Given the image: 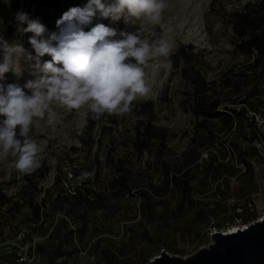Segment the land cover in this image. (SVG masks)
Here are the masks:
<instances>
[{
	"label": "rangeland",
	"instance_id": "obj_1",
	"mask_svg": "<svg viewBox=\"0 0 264 264\" xmlns=\"http://www.w3.org/2000/svg\"><path fill=\"white\" fill-rule=\"evenodd\" d=\"M245 1L160 0L163 7L155 24L143 17L113 21L97 11L85 31L103 23L116 30L112 39L119 40L123 38L120 33H136L143 25L142 38L150 43L164 39L169 53L180 44L191 45L194 65L207 81L205 93L219 99L220 109L245 107V111L230 128L214 117L194 130V87L181 73L182 60L172 64L169 54L146 62L143 71L150 91L136 96L126 113H104L95 119L87 106L69 110L51 105L54 123H47L46 112L43 119L34 118L30 132L41 149L39 171L22 173L13 166L10 154L0 153V187L4 193L12 201L19 199V187L30 177L32 195L43 211L39 218L31 219L30 206L25 202L19 209L1 211L0 254L27 249V260L18 264H144L162 248L188 255L210 241V231L246 225L263 216L264 62L254 68L230 49L235 36L228 13ZM18 2V12H24L30 0ZM88 2L66 0L70 7H84ZM102 2L111 5L115 0ZM50 12L56 25L64 12ZM21 27L17 20L11 30L0 25V39L25 49L18 58L19 70L6 73L0 80L5 88L9 83L23 87L27 81L39 79L42 73L36 67L37 59L41 65L52 60L48 54L37 58ZM253 87L258 90L255 108L243 100L244 93ZM24 91L31 94L30 89ZM146 101L152 102L153 122L166 130L167 146L161 149L153 142L139 156L131 140L135 123L144 117L139 108ZM90 119L95 121L92 137L101 135L102 143L98 149L93 144L89 151L80 137L87 134L84 126ZM103 124L110 125L111 132L105 129L102 133ZM95 150L99 163L93 161ZM107 152L121 157L127 170L128 188L117 194L110 187L114 169ZM78 181L96 185L103 193L98 197L101 207L82 206L72 211L68 202L55 199L57 192L73 193ZM19 230L36 236V241L19 238Z\"/></svg>",
	"mask_w": 264,
	"mask_h": 264
},
{
	"label": "clouds",
	"instance_id": "obj_2",
	"mask_svg": "<svg viewBox=\"0 0 264 264\" xmlns=\"http://www.w3.org/2000/svg\"><path fill=\"white\" fill-rule=\"evenodd\" d=\"M162 7L160 0H115L111 5L89 0L84 7H71L64 12L56 21L59 31L46 39L40 38L46 32L43 23L31 19L26 12L17 13L18 24L27 25L21 27L22 32L34 34L29 42L37 58L48 54L52 60L41 65L37 59L36 67L42 75L23 87L9 83L5 88L0 84V153L11 155L15 169L30 174L40 167L41 149L30 132L34 118L43 119L46 112L47 123H54L51 105L69 110L87 106L93 118L98 119L104 113H126L136 96L148 94L143 67L152 57L168 55V43L164 39L154 43L143 39V25L136 33H120L123 38L119 40L112 39L116 30L103 23L88 31L85 26L91 24L97 11L113 21L143 17L155 24ZM24 52L23 45L0 39V80L6 73L19 70L18 58ZM24 88L30 89L31 94H26Z\"/></svg>",
	"mask_w": 264,
	"mask_h": 264
},
{
	"label": "trees",
	"instance_id": "obj_3",
	"mask_svg": "<svg viewBox=\"0 0 264 264\" xmlns=\"http://www.w3.org/2000/svg\"><path fill=\"white\" fill-rule=\"evenodd\" d=\"M19 2L16 0L13 3H9L5 0H0V25L2 28L11 30L14 23L16 22V15L18 13ZM71 7L66 3V0H30L29 3L25 4L24 12L29 14L31 19H38L41 23L46 26V32L43 34L41 39H46L52 32H58V29L51 21V10H58L66 12ZM229 22L231 24L235 39L234 43L239 52L246 53L251 47L255 46L261 53L264 52V0H247L241 7L233 9L228 13ZM27 25H23L26 27ZM5 35V33H4ZM34 34L31 32L24 33V37L29 39ZM7 36V35H5ZM55 43V42H53ZM191 45L180 44L173 52L169 53V58L172 64L178 65L182 60L181 73L184 74L191 85L194 87L193 92V104L192 112L195 115L194 130H197L200 126H203L207 120L217 117L222 126L230 128L237 121L238 116L241 117L245 107L239 109L228 108L219 109L220 101L214 95L206 94L204 89L207 84L206 79L201 74L199 68L195 67L192 59L191 52L189 50ZM29 54V53H28ZM50 56V55H49ZM261 61H254L251 65L254 68L258 67ZM264 62V61H262ZM226 82L228 79L225 78ZM243 100L250 107L255 108L258 100V90L256 87L249 88L243 96ZM153 105L151 101L142 103L139 108V112L144 114V117H140L134 125V135L131 140V147L136 155L141 156L147 149H149L151 143H156L159 148L163 149L167 146V133L164 127L157 126L152 120ZM237 117V118H236ZM239 119V118H238ZM95 121L90 119L84 126V131H88L87 134L80 137V143L83 147L89 151L93 144L96 149L101 146L102 139L99 135L96 139L92 137L91 131L94 128ZM109 129L111 132L110 125H101L100 131ZM159 151V149H158ZM93 161L100 162L97 150L93 153ZM109 159L112 162L114 174L112 176L110 187L112 188L113 194H117L120 190L127 189V170L124 168L122 158L117 155H109ZM47 169V167H46ZM38 171L40 169H37ZM94 171H97L95 168ZM166 176H168V171ZM56 178L59 177L56 175ZM25 183L19 187L20 198L12 201L8 197L2 188L0 187V205L9 204L6 209L13 210V208H20L21 203L25 202L29 204L31 209V219L39 218L41 213V205L35 199V195L31 192V178L27 177ZM74 192L71 194L57 192L55 199L61 202L69 203V210L74 211L75 208L82 206L101 207L98 197L101 194L94 183L90 184L86 181H78L74 185ZM93 197V198H92ZM44 200V193L41 197ZM95 203V204H94ZM1 213V209H0Z\"/></svg>",
	"mask_w": 264,
	"mask_h": 264
},
{
	"label": "water",
	"instance_id": "obj_4",
	"mask_svg": "<svg viewBox=\"0 0 264 264\" xmlns=\"http://www.w3.org/2000/svg\"><path fill=\"white\" fill-rule=\"evenodd\" d=\"M210 241L181 256L162 248L144 264H264V214L235 231L214 229Z\"/></svg>",
	"mask_w": 264,
	"mask_h": 264
},
{
	"label": "built area",
	"instance_id": "obj_5",
	"mask_svg": "<svg viewBox=\"0 0 264 264\" xmlns=\"http://www.w3.org/2000/svg\"><path fill=\"white\" fill-rule=\"evenodd\" d=\"M232 50L237 51L240 55H242L244 57V61H250V63H253L254 61H264V52L261 53L259 51V49L255 46L251 47L250 50L246 53L243 52H239L236 48V44L233 43L231 45ZM220 109V108H219ZM262 143L264 144V141H262ZM71 174V173H70ZM248 205L250 206L249 208L252 209L251 203L248 202ZM7 204H2L0 205L1 211H3L4 209L6 210ZM7 213V212H5ZM262 216H258L254 219H260ZM211 232V231H210ZM17 233L19 238L21 239H26L28 241H32V243H34L36 241V236L33 235H28L27 233H25L24 231L19 230ZM27 249L26 250H15L13 255L2 253L0 254V264H18V263H22L25 262L27 260Z\"/></svg>",
	"mask_w": 264,
	"mask_h": 264
},
{
	"label": "bare ground",
	"instance_id": "obj_6",
	"mask_svg": "<svg viewBox=\"0 0 264 264\" xmlns=\"http://www.w3.org/2000/svg\"><path fill=\"white\" fill-rule=\"evenodd\" d=\"M245 225H240V226H238V225H234V226H231V227H229V228H227V229H224L223 231H235V230H237V229H239V228H242V227H244Z\"/></svg>",
	"mask_w": 264,
	"mask_h": 264
}]
</instances>
